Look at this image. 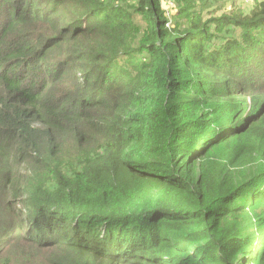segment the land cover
<instances>
[{"label": "trees", "instance_id": "trees-1", "mask_svg": "<svg viewBox=\"0 0 264 264\" xmlns=\"http://www.w3.org/2000/svg\"><path fill=\"white\" fill-rule=\"evenodd\" d=\"M250 4L0 0V264H264Z\"/></svg>", "mask_w": 264, "mask_h": 264}, {"label": "built area", "instance_id": "built-area-1", "mask_svg": "<svg viewBox=\"0 0 264 264\" xmlns=\"http://www.w3.org/2000/svg\"><path fill=\"white\" fill-rule=\"evenodd\" d=\"M245 3H250L251 0H243ZM164 11L166 12V16L167 17H170L171 15V10H172V7H173V4L169 1H167L166 3H164Z\"/></svg>", "mask_w": 264, "mask_h": 264}, {"label": "rangeland", "instance_id": "rangeland-1", "mask_svg": "<svg viewBox=\"0 0 264 264\" xmlns=\"http://www.w3.org/2000/svg\"><path fill=\"white\" fill-rule=\"evenodd\" d=\"M235 3H236V6L241 7L244 11H248L251 7L250 3H245L243 0H235Z\"/></svg>", "mask_w": 264, "mask_h": 264}]
</instances>
